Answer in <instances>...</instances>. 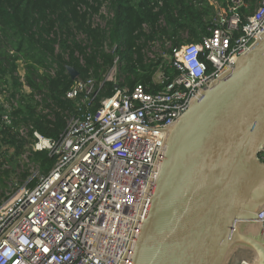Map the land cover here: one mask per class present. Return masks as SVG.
Listing matches in <instances>:
<instances>
[{
    "label": "built area",
    "instance_id": "built-area-1",
    "mask_svg": "<svg viewBox=\"0 0 264 264\" xmlns=\"http://www.w3.org/2000/svg\"><path fill=\"white\" fill-rule=\"evenodd\" d=\"M246 7L244 0H229L198 43L178 48L151 43L171 51L165 53L168 68L177 74L161 90L116 86L91 109L98 93L94 80H75L65 98L78 101V115L66 117L58 140L36 131L29 139L30 126H20L19 135L31 141L30 154L46 152L55 162L47 174L31 180L33 187L29 181L0 203V264L130 263L147 207L143 200L165 150L163 129L264 33V0L242 22L240 10ZM106 14L107 20L112 17ZM117 63L115 58L105 82H121ZM153 80L168 78L159 71ZM10 93L0 94L6 125L18 106V94ZM257 220L264 229V209Z\"/></svg>",
    "mask_w": 264,
    "mask_h": 264
},
{
    "label": "water",
    "instance_id": "water-1",
    "mask_svg": "<svg viewBox=\"0 0 264 264\" xmlns=\"http://www.w3.org/2000/svg\"><path fill=\"white\" fill-rule=\"evenodd\" d=\"M163 132L129 264H264V33Z\"/></svg>",
    "mask_w": 264,
    "mask_h": 264
},
{
    "label": "trees",
    "instance_id": "trees-1",
    "mask_svg": "<svg viewBox=\"0 0 264 264\" xmlns=\"http://www.w3.org/2000/svg\"><path fill=\"white\" fill-rule=\"evenodd\" d=\"M228 1L0 0V94L9 87L12 98L24 86L30 91L10 112L9 125L2 121L6 110L0 104V203L10 197L4 192L8 173L2 168L11 164L10 156L18 158L25 152L27 140L19 135L20 126H30L29 139L36 131L58 140L66 127V117L78 115V101L65 98L75 80L95 81L98 93L91 109L111 96L116 86L128 90L141 86L146 93L161 90L177 75L168 68L165 53L170 55L171 51L149 58L148 46L159 42L163 48L170 42L178 48L184 44L183 34H187V43H198L213 28L216 11H224ZM104 2L112 17L105 29L93 28L89 18L99 12ZM244 2L247 7L240 10L242 22L259 0ZM73 30L83 33L87 43L77 42ZM115 58L121 78L117 85L103 80ZM18 61L24 65L22 81L16 75ZM67 68L77 72L75 80ZM159 71L167 81L153 80ZM261 156L264 159V153ZM29 157L43 175L55 162L46 152H31ZM21 178L26 179L27 174ZM35 183L31 181L27 186Z\"/></svg>",
    "mask_w": 264,
    "mask_h": 264
},
{
    "label": "rangeland",
    "instance_id": "rangeland-1",
    "mask_svg": "<svg viewBox=\"0 0 264 264\" xmlns=\"http://www.w3.org/2000/svg\"><path fill=\"white\" fill-rule=\"evenodd\" d=\"M212 2H214V1H212ZM106 11L108 12L107 4L104 2L100 7L99 12L97 14H93L89 18V23L93 28L99 27L100 29H105V28H101V27H103L105 22L107 21ZM144 28H145V30L147 29L145 26H144ZM73 37L77 42H79L81 44L87 43L85 36L81 32H77V31L73 30ZM182 39L184 41V44H187V42H188L187 41V34H183ZM158 44H160V43L158 42ZM147 49L149 51L148 52L149 55H151V56L154 54H161L160 53L161 51H165L163 49L158 50L157 48H154L152 44L149 45ZM106 51H108V50H106ZM57 52H58V50H57ZM118 65H119V62L116 64V67ZM16 75H17V77L20 78V81H22L23 76H24V65L21 61H18V67H17ZM8 91L9 92L11 91L10 87H9ZM29 92L30 91L27 87H22L18 92V97H19L18 103L20 101L21 96L22 95L26 96L29 94ZM30 143H31V141L27 140L26 144H25L24 154H22L18 158L10 156L11 164L7 163L2 168L3 171H7V173H8V179L6 181L7 182L6 183L7 189L4 190V192H5V194H7L9 196L13 195L16 191L20 190L24 185L26 186L29 181L37 180L40 177V174L37 170V166L30 160V157H29V155H30V148H29ZM25 173L27 174V178L23 180L21 178V175L25 174Z\"/></svg>",
    "mask_w": 264,
    "mask_h": 264
}]
</instances>
